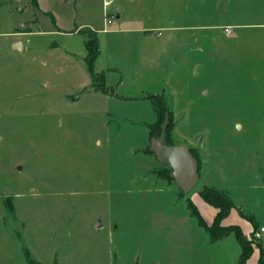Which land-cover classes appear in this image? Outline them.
<instances>
[{
  "label": "rangeland",
  "instance_id": "1",
  "mask_svg": "<svg viewBox=\"0 0 264 264\" xmlns=\"http://www.w3.org/2000/svg\"><path fill=\"white\" fill-rule=\"evenodd\" d=\"M25 3L0 0V264H235L236 234L221 251L190 214L207 187L264 258V0H113L111 30H94L105 81L89 30L48 32L62 21ZM89 4L102 28L103 0ZM171 25L200 40L165 58ZM162 135L195 143L228 188L205 186L191 149L200 179L185 193L152 148Z\"/></svg>",
  "mask_w": 264,
  "mask_h": 264
},
{
  "label": "crops",
  "instance_id": "2",
  "mask_svg": "<svg viewBox=\"0 0 264 264\" xmlns=\"http://www.w3.org/2000/svg\"><path fill=\"white\" fill-rule=\"evenodd\" d=\"M78 1H79V4L77 5ZM19 3H20V0H10L11 6H14V5L17 6ZM89 3H90V0H38L37 6H35V5L31 4L30 0H26V3L24 5L27 6L28 8L30 7L29 9H31L33 7L34 9L32 11V14L35 16H36V13H38L40 15L44 14L47 16L53 15L54 19H56L57 21H62V24H60V23L54 24V27L48 32H53V33L59 32L60 33L62 31L63 32L66 31L67 33L72 35V34H76L80 29L91 30L93 32H94V30L104 31V32L110 31L111 28L109 29V27H107L104 30V27H106L105 16L108 12L107 8L113 3V0H103V4H104L103 5V14H104L103 27L101 28V26L99 25L98 26L99 28H96V29L93 28L94 25L96 24L94 22L95 20L90 19L91 10H90V4ZM78 6H79V8H78ZM117 10L119 12H123L125 10V7L122 4H120L119 6L117 5ZM120 17H121V13H119V18ZM38 20H39V18H38ZM221 25L222 26H231V27L233 26L232 24H228V23L221 24ZM174 28H176V27L172 26V25L168 26V27H164L163 29L168 31L169 34L164 35V37H162L161 39L158 40L159 41L158 47L160 48L162 57L165 56V58H166L168 53H170V52L172 53V50H173L172 46H175L174 48H176L177 46L180 47L183 44L193 43V42L196 43L200 40L198 36H194V37L192 36V37L186 38V37H181V36L178 37L176 34H171L170 32ZM159 34H161V31H159ZM144 41H145V43H147V40H144ZM21 42L23 43V41H21ZM98 42H99V46H100L99 37H98ZM84 46H85V43H84ZM23 48H24V43H23ZM85 50H86V47H85ZM177 50L178 49L176 48L175 51H177ZM86 55H87V53H86ZM176 55H178V54L176 53ZM100 56H101V50H100V54H99L98 58L95 60L94 68H95L96 62L98 61ZM103 71H105V70H103ZM96 73L101 74V72H96ZM102 74H103V78L105 81V73L102 72ZM184 147L189 149V151H192L191 149H193V151L199 157V159H200V170L202 171V179H203V182L205 183V186H213V187H217V188H221V189L222 188H225V189L228 188V187L226 188L224 186H219V185H216L215 183H213V181H212V177H213L212 172L213 171H211V165H212L211 159L207 155H204L195 143H193L191 141L186 142L184 144ZM193 151H192V154H193ZM198 157H197V159H198ZM198 171H199V160H198ZM199 177H200V173H199ZM191 200L198 207V210H199L201 216L204 218L206 224L211 225L213 223L214 219L216 218L215 216L218 212V209L216 207H214L213 205H211L209 202H205L203 200V198L201 197L199 192L197 193V195H192ZM237 208H238V206L235 203V207L232 208L229 215L223 219L222 226L223 225L224 226H230V225L231 226L232 225L238 226L242 229V231L245 234H248V232H250V229L252 228V225L250 222L246 221V219H244L243 216H241L239 214V212H237V210H236ZM230 235L235 236V234H230ZM230 235L225 236V237H223V239H219L216 241H212L211 237H210V242L212 243V245H215L218 249L223 251V249L226 246V245L224 246V244L226 243V240H228V238H230ZM236 240H237V238H236ZM236 247H237V252H236V256L234 258V263L239 264L240 256L242 253V247H241L240 242H238V241L236 242ZM259 257H260L259 253L257 252V250H255L252 253V255L246 260V264H259V262H258ZM28 264H29V262H28ZM170 264H172V263H170Z\"/></svg>",
  "mask_w": 264,
  "mask_h": 264
},
{
  "label": "trees",
  "instance_id": "3",
  "mask_svg": "<svg viewBox=\"0 0 264 264\" xmlns=\"http://www.w3.org/2000/svg\"><path fill=\"white\" fill-rule=\"evenodd\" d=\"M37 1L38 0H30L31 4L35 6H37ZM88 34L92 38L93 42L85 43V47L87 51L85 60H86L90 75L92 76L93 79H95L96 72L94 71V63L100 54L99 42H98V36L96 35L95 32L89 30ZM101 76L103 77L102 73H101ZM159 99H160L162 107L165 110L170 111L168 109V105L165 99H163L162 96L161 97L159 96ZM168 125L169 124L166 123V126H167L166 129L168 128ZM200 195L205 202H209L211 205H213L214 207L218 209V212L215 216L216 218L214 219L211 225L209 224L207 225L204 218L196 210L193 204H190L191 215L197 217L199 221V225L203 227L207 231V233L210 234L212 241L223 239V237L228 236L232 233H235L236 237L238 238L241 244V247L243 248L241 256H240L239 264H246V260L252 255L253 249L250 246H248V241L246 240L244 233L241 231L240 228L236 226H231V225L222 226L223 219L226 218V216H228L229 213L231 212L232 208L235 207L234 201H232V198L229 197L226 192H224L223 190L219 191L215 188H209V187L204 188L200 191ZM258 262L259 264L264 263L263 254L259 257ZM29 264H35V263L32 260H30Z\"/></svg>",
  "mask_w": 264,
  "mask_h": 264
},
{
  "label": "water",
  "instance_id": "4",
  "mask_svg": "<svg viewBox=\"0 0 264 264\" xmlns=\"http://www.w3.org/2000/svg\"><path fill=\"white\" fill-rule=\"evenodd\" d=\"M119 18V14L116 15ZM14 49H23V43L17 41ZM165 128L166 123H165ZM152 148L156 151L162 163L172 170V176L185 193L191 192L199 181L198 159L189 149L181 145H170L163 141V135L152 139Z\"/></svg>",
  "mask_w": 264,
  "mask_h": 264
},
{
  "label": "built area",
  "instance_id": "5",
  "mask_svg": "<svg viewBox=\"0 0 264 264\" xmlns=\"http://www.w3.org/2000/svg\"><path fill=\"white\" fill-rule=\"evenodd\" d=\"M111 22H112V19H109L108 23L110 24ZM224 31L226 32L227 35H231L233 33L232 28H230V27H225ZM253 234H254L253 238L255 240L261 239L264 236V226H261V227L257 228L256 230H254Z\"/></svg>",
  "mask_w": 264,
  "mask_h": 264
}]
</instances>
